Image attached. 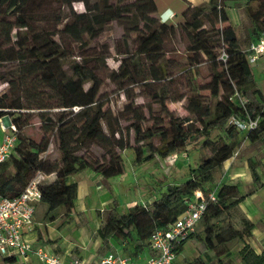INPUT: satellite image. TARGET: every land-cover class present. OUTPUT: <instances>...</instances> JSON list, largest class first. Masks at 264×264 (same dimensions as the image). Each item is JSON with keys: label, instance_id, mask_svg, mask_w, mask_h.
Masks as SVG:
<instances>
[{"label": "trees", "instance_id": "trees-1", "mask_svg": "<svg viewBox=\"0 0 264 264\" xmlns=\"http://www.w3.org/2000/svg\"><path fill=\"white\" fill-rule=\"evenodd\" d=\"M76 1H82L86 10L71 14V20L57 31L59 39H53V33L36 26L35 21L39 20L37 9L48 4L70 7ZM181 1L185 10L181 12L183 21L179 23L151 16L149 0H140L141 5L136 1L118 8V13L135 15L137 24L133 32L137 34L138 45L135 53L123 54L113 72L114 78L131 82L147 78L159 80L161 72L165 73L162 57L169 51L167 44L179 27L188 40L184 55L191 65L203 56L211 62L218 58V66L206 87L210 98L215 100L213 107L197 93L182 95L170 100L185 99L184 109L188 117H179L168 109L166 92L162 89L160 94L154 93L149 99L150 104L159 108L158 119H154L153 124L144 127L143 121H132L126 128H121L120 120L131 117L133 105L126 104L118 115L104 110L96 101L101 83L95 69L88 64L73 62L67 73L61 64L68 54L60 39L81 43L84 36L97 38L103 31V13L115 12L111 1L100 0V11L98 5L95 10L90 9L85 0H0V68L3 63L10 64L6 73L0 72V82L8 85L0 93V118H9L17 129L13 151L0 163V198L18 196L38 172L54 174L52 181L38 185L39 203L46 206L44 217L49 220L56 216L57 212H52L56 209H62V215L68 217L75 211L77 198V184L69 182V176L83 170L94 171L101 176V184H105L119 174L115 165L98 167L96 161L78 157L77 152L86 145L95 144L107 154H112L115 149H131L133 163L140 165L182 152L208 131H217L220 140L212 145L208 157L190 169L184 181L168 183L151 203L131 206L122 213L117 212L113 203L100 214L97 236L103 249L109 246V240H113L120 247L119 253L134 259L150 250L148 239L154 229L173 223L186 210L190 200L199 198L197 193L207 199V193L214 191L215 200H207L199 220L203 224L202 232L191 233L188 241L192 238L200 242L201 254L212 252L216 259L206 260L197 256L193 264H223L220 257L229 254V246L235 241L242 243L237 252L242 264H264V250L256 253L245 243L251 237L254 225L238 208L243 196L239 195L237 186L206 187L214 182L215 173L240 145L236 140L239 132L229 123L231 116L243 119L238 105L231 99L234 90L247 99L246 113L249 116L260 115L257 128L246 133V138L250 142L264 143V89L259 88L252 78V67L242 52V41L236 30L231 25L218 27L228 22L225 6L215 4L214 0L203 6H191L187 0ZM63 19L59 12L56 23L61 24ZM247 19L248 45L264 34V0L258 1V7L247 14ZM215 44L220 50L218 53L213 51ZM222 52L227 56L224 63L220 60ZM144 62L150 64L148 77L144 76ZM86 84L89 87L84 90ZM26 94L34 96V103L24 104ZM150 104L147 107L149 116L153 111ZM72 107L78 109L73 113ZM53 108L67 110L57 113L53 121L47 111ZM31 110H38L35 115L41 122L39 141L20 135V129L32 120ZM236 110L240 117L235 115ZM196 122L200 127H195ZM129 131L133 133L134 146L130 144ZM51 140L57 145L58 161L42 157ZM249 170L257 186L256 165L249 163ZM235 215L239 216L238 226L232 222ZM225 218L227 221L224 223ZM219 222L222 224L218 225ZM132 239V251H127L125 246ZM182 250V247L176 248V256ZM4 261L11 263L14 258L4 257Z\"/></svg>", "mask_w": 264, "mask_h": 264}, {"label": "rangeland", "instance_id": "rangeland-1", "mask_svg": "<svg viewBox=\"0 0 264 264\" xmlns=\"http://www.w3.org/2000/svg\"><path fill=\"white\" fill-rule=\"evenodd\" d=\"M90 9L95 10L96 5L100 11L102 6L100 0H85ZM113 8L111 14L107 12L103 13L104 23L103 31L99 33L95 39H90L87 36L83 37L81 43L66 42L65 38L60 39L62 45L66 48L68 56L61 62L62 68L69 73V65L73 62L88 64L95 69L99 82L101 83L99 93L96 97V101L102 106L104 110H110L113 115H118L128 103L133 105L130 118L120 120V127L126 128L132 121H143L144 127H149L153 124L154 119H158L159 111L158 105L150 104L149 99L154 93H161L162 89L166 92L167 100L166 105L170 111H173L175 115L179 117H188L187 112L184 109L185 99H181L177 102H171V99L177 98L182 95H197L207 100L210 103L211 108L215 102L210 98L209 91L206 90L208 83L214 73V70L218 66L217 61L211 62L202 57L196 59L192 65L185 57V49L188 45V40L177 27L176 35L167 44L168 52L164 53L161 65L165 67V73L161 72L160 79L154 81L147 78V80H141L136 82L123 81L114 78L113 72L116 71L119 61L124 53H135L138 45L137 34L133 32L136 22L134 14H121L118 13V8L123 5L131 4L140 0H110ZM155 1L158 11H161L163 7L170 6L177 14L176 18H170L173 23H179L183 21L181 12L185 10V4L181 0H153ZM210 0H193L194 6H203L208 4ZM261 1V0H258ZM258 1L249 0H214L217 5H224L226 13L228 15V22L221 23L218 27H224L231 25L237 35L242 41L243 48L246 47V36L249 29V21L247 14L256 10L258 7ZM86 10V6L82 1L73 2L70 7L58 6L55 4L46 5L43 8L37 9V16L39 20L35 21L38 28H43L50 33H53V39H59L57 31L62 28V25L66 21L71 20L72 13H80ZM61 15L63 19L61 24L56 23V17ZM158 18L157 16H154ZM139 27L142 24H138ZM15 35L13 31L12 36ZM14 39V37H12ZM67 39V38H66ZM215 53L220 50L215 44L213 48ZM103 57H106L103 60ZM264 60V59H262ZM261 60V62H262ZM260 64L258 61L251 66L253 80H258L264 74V64L261 67H256ZM150 64L144 62V76L148 77V68ZM10 67L9 63H3L0 68L1 73H6ZM114 79V80H113ZM259 88L264 89V84H257ZM89 84L84 85V90H87ZM8 88L7 83L0 82V93ZM37 96V95H36ZM23 97V95H22ZM34 96L26 94L23 98L24 104L28 105L34 103ZM148 104L153 109L152 115L149 116L147 112ZM78 108L72 107L70 110L74 113ZM62 108L49 109L50 118L55 121V115L59 113ZM38 110H31L32 120L29 124L20 129V135L23 138H31L35 141H39L41 138L40 125L38 117L35 112ZM230 116V113H228ZM238 117L241 114L236 110ZM202 117L205 115L202 114ZM193 118V117H192ZM194 119V118H193ZM11 124V120L7 117L0 118V126L2 131ZM195 127H200L196 122ZM125 133V131H124ZM130 144L134 146V136L132 131H129ZM220 140V134L217 131H208L206 135L198 138L197 142L186 146L184 153H174L168 156L165 160L161 158H155L153 161L135 165L133 163V153L131 149L119 150L115 149L112 154H107L106 151L95 144H88L77 152L78 157L87 159L91 162L96 161L98 167L103 165L112 164L117 167L119 172L116 178L108 179L104 187L106 195H102V191L97 181L93 182L94 189H91L90 196L83 199L84 210L80 213L75 211L69 216L68 219L62 215L63 211L57 212L51 227L54 228L55 233L59 236L62 247H69L75 245L73 249L82 251L80 248H84V244L87 241L88 234H92L93 237L97 236V229L101 224V215L104 209H107L113 203L116 205L117 212L122 213L130 206L149 204L158 197V193L164 189L168 183H180L188 177V173L191 168L196 167L202 158H206L210 155L211 147L213 144ZM264 144V143H261ZM238 155H235V157ZM44 159L48 161H58L59 153L57 145L54 140H51L48 148L44 154ZM179 160L181 165L176 166V161ZM34 178V177H33ZM217 178V175H215ZM214 178V180H215ZM71 181V176L68 177ZM180 180V181H177ZM97 189H96V188ZM206 187L218 188L216 181L212 184L206 185ZM261 206L264 204V199L261 197L257 201ZM43 206L38 204L35 209L34 216L42 219ZM45 217H43V221ZM51 221V219L49 220ZM227 219L223 220L225 223ZM234 225H239V216L235 215L232 219ZM222 223L219 222L218 225ZM203 229L202 222H199L195 232L201 233ZM50 241V240H49ZM53 241V240H52ZM50 241V242H52ZM55 242V241H53ZM187 247H184L183 252L175 259L174 264L182 260L183 264H193V260L200 256L202 259L210 260L213 256L212 252L201 254V243L190 239L187 243ZM134 240L128 242L125 247L127 251H132ZM186 245V244H185ZM241 242L235 241L230 244L229 248L232 250L234 261L240 260L237 249L241 247ZM124 247V246H123ZM88 253L87 250L83 251V255ZM127 253V252H126ZM128 255V253H127ZM2 257V255H1ZM208 257L210 259H208ZM21 260L17 258L18 264H21ZM230 263L233 261L229 260Z\"/></svg>", "mask_w": 264, "mask_h": 264}, {"label": "built area", "instance_id": "built-area-1", "mask_svg": "<svg viewBox=\"0 0 264 264\" xmlns=\"http://www.w3.org/2000/svg\"><path fill=\"white\" fill-rule=\"evenodd\" d=\"M242 52L246 54L250 66L256 64L264 57V34L256 41L250 42L242 49ZM226 59L227 56L222 52L220 60L224 63ZM231 99L238 105L243 119L231 116L229 123L234 125L239 133L246 134L255 130L260 121V115L251 117L246 113L247 99L237 90H234ZM3 130L5 134L0 142V163L9 157L17 138V129L12 123ZM47 177L48 175L38 172L18 196L0 198V255L18 258L25 263L29 262L31 256H34L40 264H88L76 257L64 259L45 247H33L25 237L33 227L34 204L40 200L38 185L42 182H49ZM196 196L199 198L190 200L186 210L173 223L153 230L148 239L153 256L145 262L140 263L118 251H112L99 257L94 264H173L176 258V248L184 249L189 235L195 232L200 217L206 209L207 200H215L214 191L207 193V199L200 193Z\"/></svg>", "mask_w": 264, "mask_h": 264}, {"label": "crops", "instance_id": "crops-1", "mask_svg": "<svg viewBox=\"0 0 264 264\" xmlns=\"http://www.w3.org/2000/svg\"><path fill=\"white\" fill-rule=\"evenodd\" d=\"M187 1L188 3H190L191 6H194V4H192L193 0ZM149 14L151 16L158 15V18H160L161 20H166L170 16L175 19L177 16L175 10L170 6H165L161 11H158V7L155 1L153 0H149ZM262 59H264V57L259 60L260 64L256 67H261V65L264 64V60ZM254 81H256L257 84H264V74H262V77L260 79ZM4 134L5 133L4 131H2L0 126V142L4 137ZM236 140L240 142L239 147L229 159L223 162L221 169L215 173V175H217V178H215L214 176V181H216L218 187H220L222 184H233L237 186L239 195L243 196V200L239 203L238 208L240 212L254 225L253 230L251 232V237L245 240V243L250 245L256 253H260L262 250H264V204L260 206L257 201L260 197L264 199V144H261V142L259 141L250 142L246 138V134L244 133H237ZM182 153H184V155H187V153H185L184 151ZM235 155L238 156L235 157ZM249 163L256 165V171L259 176V184L257 186L253 183V179L249 170ZM175 165H181V162L177 160ZM54 178V174H49L47 180L50 182ZM71 179V181H68L75 182L77 184V198L75 201L76 213H80L84 210L85 206L82 202L84 198L90 196L91 189H94L93 182L97 181L99 183L100 186H97V188L100 187V190H103L101 196L107 194L101 184V176L94 171L83 170L77 172L71 175ZM38 204L43 206L42 219L41 217H35V219L33 218L34 223L32 230L26 233L25 235L26 239L31 243L33 247H45L58 254L60 257H63L64 259L68 260L76 257L83 259L88 264L96 263L99 257L103 256L108 252H119L120 247L113 240H109V246L103 249L99 237H93L91 233L88 234V238L84 244V248H80V250L82 251L73 249L75 245H71L69 247H62L59 240V236L55 233L54 228L51 227V224L54 220L49 221L46 217L44 220L47 221H43L44 213L46 212V206L39 202H36L34 204L35 209ZM59 211H62V209H56L52 212ZM69 216L66 217V219H68ZM49 240H53L55 242H50ZM187 243L185 247H187V250L189 252V247L187 246ZM239 249L240 247L237 249L236 252H238ZM84 250L88 251L86 256L85 254L83 255ZM178 255L176 256V258L178 257ZM151 256H153V251L146 250L134 259L130 257L129 258L143 263ZM4 257L6 256L1 257L0 255V264H18L17 259H14L13 262L9 263L4 261ZM208 259L210 258L208 257ZM233 259L234 257L232 255L231 249L228 255H223L220 257V260L223 264H242L240 260H237V262H235ZM229 260L233 261V263H230ZM20 262L21 264H40L34 256H31L29 262L27 263L23 261ZM177 264H183L182 260L177 262Z\"/></svg>", "mask_w": 264, "mask_h": 264}, {"label": "clouds", "instance_id": "clouds-1", "mask_svg": "<svg viewBox=\"0 0 264 264\" xmlns=\"http://www.w3.org/2000/svg\"><path fill=\"white\" fill-rule=\"evenodd\" d=\"M162 21V20H161Z\"/></svg>", "mask_w": 264, "mask_h": 264}]
</instances>
